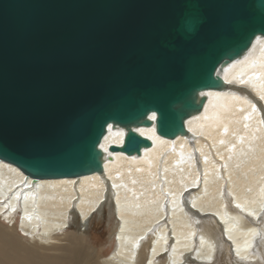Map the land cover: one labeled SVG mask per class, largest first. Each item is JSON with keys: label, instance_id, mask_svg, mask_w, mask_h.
<instances>
[{"label": "water", "instance_id": "water-1", "mask_svg": "<svg viewBox=\"0 0 264 264\" xmlns=\"http://www.w3.org/2000/svg\"><path fill=\"white\" fill-rule=\"evenodd\" d=\"M260 37L264 0H0V162L81 179L151 149L140 129L187 137Z\"/></svg>", "mask_w": 264, "mask_h": 264}, {"label": "bare ground", "instance_id": "bare-ground-1", "mask_svg": "<svg viewBox=\"0 0 264 264\" xmlns=\"http://www.w3.org/2000/svg\"><path fill=\"white\" fill-rule=\"evenodd\" d=\"M220 75L228 89L205 93L187 137L140 129L153 147L111 154L103 175L34 184L0 162V264H264V37ZM123 139L108 132L104 150ZM107 205L118 220L109 257L67 231Z\"/></svg>", "mask_w": 264, "mask_h": 264}, {"label": "rangeland", "instance_id": "rangeland-1", "mask_svg": "<svg viewBox=\"0 0 264 264\" xmlns=\"http://www.w3.org/2000/svg\"><path fill=\"white\" fill-rule=\"evenodd\" d=\"M113 212L114 210L112 211L107 205L102 213L96 212L94 213V215H92L88 224L86 225V228L82 226L80 218H75L70 225L71 227L67 231L76 234H79L81 231L83 234H85V238L88 244L92 247H95L99 251V255L109 257L115 250L117 244L115 239V232L118 220L115 213ZM16 220L17 225L19 222V216L16 218ZM2 223L3 221H1V224ZM6 227H9L8 224H5V228ZM18 232L19 234L21 233L22 237L23 233L20 231V229L18 230ZM22 243L25 245V242L22 241ZM261 246V248H264V243H262ZM231 250L233 253L234 249ZM227 255L231 256L230 249ZM222 258L224 257H222V254H220L216 262H212L210 264H224ZM256 261L259 263L258 259Z\"/></svg>", "mask_w": 264, "mask_h": 264}, {"label": "snow or ice", "instance_id": "snow-or-ice-1", "mask_svg": "<svg viewBox=\"0 0 264 264\" xmlns=\"http://www.w3.org/2000/svg\"><path fill=\"white\" fill-rule=\"evenodd\" d=\"M239 207V206H238Z\"/></svg>", "mask_w": 264, "mask_h": 264}]
</instances>
